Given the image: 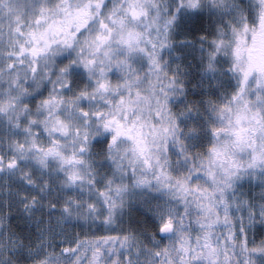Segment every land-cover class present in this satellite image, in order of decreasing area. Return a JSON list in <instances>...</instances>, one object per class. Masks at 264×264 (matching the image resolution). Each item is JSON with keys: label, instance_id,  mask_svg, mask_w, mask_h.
<instances>
[{"label": "snow or ice", "instance_id": "obj_1", "mask_svg": "<svg viewBox=\"0 0 264 264\" xmlns=\"http://www.w3.org/2000/svg\"><path fill=\"white\" fill-rule=\"evenodd\" d=\"M0 264H264V0H0Z\"/></svg>", "mask_w": 264, "mask_h": 264}]
</instances>
